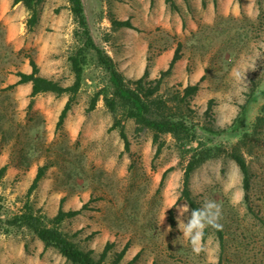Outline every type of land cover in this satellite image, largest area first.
Masks as SVG:
<instances>
[{
	"label": "rangeland",
	"instance_id": "obj_1",
	"mask_svg": "<svg viewBox=\"0 0 264 264\" xmlns=\"http://www.w3.org/2000/svg\"><path fill=\"white\" fill-rule=\"evenodd\" d=\"M190 1L184 0L183 11L178 8L182 29L132 31L111 23L113 18L131 19L132 0H83L96 45L118 60V71L133 89L132 81L140 77L122 72V58L133 40L147 38L153 60L181 44L182 69L173 75L174 70L153 96L168 108L161 112L154 104L150 115L183 121L187 129L163 134L164 147L156 157L152 130H139L135 119L127 117L109 72L93 55L61 128L57 122L71 94L33 98L31 83L15 85L19 73H32V60L42 77L73 85L69 57L83 42L69 0H45L38 10L46 24L33 32L26 25V7H0V170L7 166L0 175L2 219L32 208L51 226L64 199V211L87 209L59 228L96 259L113 243L107 264H114L128 243L118 264H264V0H214L215 21L199 24L195 31L187 27L186 17L190 13L197 20L202 9L192 8ZM167 7L174 15L171 4ZM63 13L66 24L58 19ZM153 81L148 76L144 87L155 86ZM198 83L197 94L185 98L186 87ZM250 95L258 99L237 131L210 132L233 127ZM106 97L116 99V110L106 105ZM211 148L218 155L188 178L194 209L183 195L186 170L196 154L207 156ZM233 152L247 161L248 189ZM41 167H46L45 177L28 195ZM171 211L175 226L169 221ZM0 264L71 263L54 248L45 251L31 230L17 228L9 233L0 229Z\"/></svg>",
	"mask_w": 264,
	"mask_h": 264
},
{
	"label": "trees",
	"instance_id": "obj_2",
	"mask_svg": "<svg viewBox=\"0 0 264 264\" xmlns=\"http://www.w3.org/2000/svg\"><path fill=\"white\" fill-rule=\"evenodd\" d=\"M14 5L22 3L26 9L30 13V17L28 18L26 25L29 32H33L35 26L38 24L40 12L38 8L45 2V0H13ZM70 2V9L79 25L80 31H78L77 36H80L82 40V45L77 49V51L69 57V61L71 63L72 72L75 75V81L73 85L69 87L62 86L59 82L47 79L40 75V70L37 63L32 60V73H19L20 80L15 85H22L31 83L32 84V94L31 97H36L43 93H55L57 95H63L69 93L72 97L68 100L65 104L57 122V127L61 128L69 114L72 110L73 104L75 102V97L79 93L81 86H82V78L83 73L85 70L86 62L88 61L89 56L93 55L96 60L107 70L110 74L111 82L115 88V97L121 100V104L127 110V117L133 118L137 122L140 129H150L153 132V144L157 146V150L155 153V157L158 156L163 147L164 143L161 140V136L165 133H176L181 132L184 129L186 130L187 127L183 121L172 119L168 116H162L152 118V108L155 104L159 111H164L168 108L166 101L162 98L157 99L153 98L156 93L159 91L163 81L169 77L177 62L182 58V51H181V44L178 45V48L175 50L174 56L172 61L169 64L167 70L162 71L158 79L154 80L155 86H150L149 88L144 87V83L149 76V71L152 66L153 56H148V65L146 68V72L144 76L136 81H132L133 85L136 88H131L127 86L125 79L123 78L122 74L118 71L117 65L113 58L108 55L103 49L98 47L91 35L88 20L85 13V7L83 4V0H69ZM167 4H171L172 10L178 11V7L172 2V0H166ZM203 6L206 7V2L203 0ZM111 23L115 28H129L135 29L133 27L130 20L120 21L116 19H111ZM136 30V29H135ZM190 72V70H188ZM204 80V77L201 81ZM200 89V83L196 85H189L186 87L184 91L185 98H191ZM258 97L256 95H250L249 99L242 107V112L237 123L230 127L227 130L223 131H213L210 130L213 134H221L225 132H235L238 130L240 126V122L244 120L248 110L252 103L256 102ZM106 105L112 110H116L117 108V101L115 98L111 99L106 97L105 99ZM96 100H93L90 110H93L96 106ZM120 125L119 122L116 126ZM115 128V127H113ZM121 137L125 141V146L129 148V140L124 132V129L121 130ZM206 153V152H205ZM201 154V155H200ZM196 154L193 160L187 167L186 170V178H185V190L183 195L187 197L191 205L194 209H197L195 203L190 199V192L187 187L188 178L190 174L205 160L208 158H213L217 156V153H214L213 149H209L207 156H204V153ZM231 156L235 159L237 164L239 165L243 175H244V187L248 189L250 186V173L249 167L247 164L246 159L243 155L239 154L238 152H233ZM7 170V166L3 167L0 170V175L4 174ZM46 167H41L38 170V173L28 191V195H31L39 186V183L45 177ZM167 173V172H166ZM166 173L163 176V180L166 176ZM64 199L61 201V207L58 214L55 218L51 221L52 225L48 226L45 225V217L42 215H37L32 208H28L25 212L14 216L11 219L4 220L0 217V229L4 230L5 232L9 233L14 229L17 228H27L31 230L38 239L43 242L44 250L46 251L49 248L56 249L66 260L71 264H107L106 258L113 248L114 244L108 242L101 253L100 259H96L93 255V251H84L82 250L75 242L69 239V237L61 231L59 225L62 221L67 218H74L80 215L84 210L87 209V206L84 205L79 210H71V211H64L62 208V204ZM0 214H1V206H0ZM173 211H171V215L169 217V221L172 226H175V219L173 215ZM207 233L203 234V239L207 238ZM130 245L129 243L116 254L114 264H118L124 258L125 254L127 253Z\"/></svg>",
	"mask_w": 264,
	"mask_h": 264
},
{
	"label": "crops",
	"instance_id": "obj_3",
	"mask_svg": "<svg viewBox=\"0 0 264 264\" xmlns=\"http://www.w3.org/2000/svg\"><path fill=\"white\" fill-rule=\"evenodd\" d=\"M205 2L206 7H203V0L190 1V5L192 8L202 9L200 13V18L197 20H194L190 13L188 14V17L185 16L187 27L191 31H195L199 24H211L215 21L216 15L214 0H205ZM175 3L176 6L179 8V11H183V8L185 6L184 0H175ZM131 5L132 6L129 7V14L131 15V19L126 18L121 19L120 21L130 20L133 27H135L136 29H131L132 31H140L142 29L152 30L157 26H164L166 28L175 27L176 30H179L180 27L182 29L184 26V20L180 16L179 11H176L174 15L171 12L167 13L168 7L166 0H143V2L142 0H132ZM6 6H11L14 9H21L24 5L22 3L14 5L13 0H0V7ZM161 13L163 14V16L160 15ZM220 13L225 14L224 12ZM59 18H61V23L66 24V15L64 13L62 15H59L58 19ZM46 20L47 17L44 15V13L41 12V15H39L38 24L35 26V29L38 30L39 28H43L44 24H46ZM133 41L134 42H132L130 47L126 48L124 53L125 55L122 58L125 61L123 64L122 72L125 77L142 78L146 72V68L148 65L149 42L147 38H139ZM174 53L175 52L167 51L162 54H159L156 58H154L149 71V79H158L157 77L159 73H161V70H163L164 65H167L169 62L172 61ZM133 56H136V64L132 61ZM115 63L118 66V60H115ZM134 64L136 66H134ZM182 64L183 61L181 58L173 69V71L175 70L174 74L172 72L173 75H175L176 72L182 69ZM199 75L200 76L195 78V80H198L202 76L201 74Z\"/></svg>",
	"mask_w": 264,
	"mask_h": 264
},
{
	"label": "bare ground",
	"instance_id": "obj_4",
	"mask_svg": "<svg viewBox=\"0 0 264 264\" xmlns=\"http://www.w3.org/2000/svg\"><path fill=\"white\" fill-rule=\"evenodd\" d=\"M132 61H133V63H135V64L137 63V62H136V56H133V60H132ZM134 66H136V65H134Z\"/></svg>",
	"mask_w": 264,
	"mask_h": 264
}]
</instances>
